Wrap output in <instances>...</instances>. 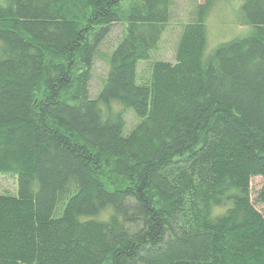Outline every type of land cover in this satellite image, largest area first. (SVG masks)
Listing matches in <instances>:
<instances>
[{"label": "trees", "instance_id": "1", "mask_svg": "<svg viewBox=\"0 0 264 264\" xmlns=\"http://www.w3.org/2000/svg\"><path fill=\"white\" fill-rule=\"evenodd\" d=\"M212 1L171 63V0H0V264H264V0L216 46Z\"/></svg>", "mask_w": 264, "mask_h": 264}, {"label": "rangeland", "instance_id": "2", "mask_svg": "<svg viewBox=\"0 0 264 264\" xmlns=\"http://www.w3.org/2000/svg\"><path fill=\"white\" fill-rule=\"evenodd\" d=\"M170 23L161 37V41L152 59L173 63L179 40L181 28L184 24L195 20L197 7L205 4L208 0H171ZM242 0H213L209 8L205 23L208 28L210 42L216 46L220 42L231 40L237 36H246L249 27L240 23L239 8ZM123 26L114 25L111 33L102 43L99 55H109L122 36ZM213 44V43H212ZM116 48V47H115ZM147 63L139 64L140 76H146ZM107 64L98 56L92 67V80L90 83L91 96L95 97L106 76ZM137 120L132 114L126 117V132L129 133L136 125ZM259 178L252 179L251 186L255 191L260 187ZM17 193L16 180L12 176H0V195H12Z\"/></svg>", "mask_w": 264, "mask_h": 264}]
</instances>
